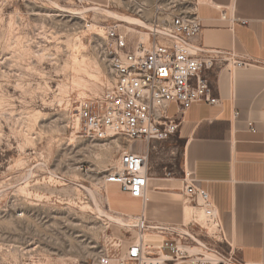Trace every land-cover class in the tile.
<instances>
[{"label": "rangeland", "instance_id": "obj_1", "mask_svg": "<svg viewBox=\"0 0 264 264\" xmlns=\"http://www.w3.org/2000/svg\"><path fill=\"white\" fill-rule=\"evenodd\" d=\"M193 3L0 0V264H97L139 241L120 187L105 182L136 145L86 137L78 108L110 85L109 28L129 50L149 47L152 31ZM169 148L158 147L153 163L175 159Z\"/></svg>", "mask_w": 264, "mask_h": 264}, {"label": "crops", "instance_id": "obj_2", "mask_svg": "<svg viewBox=\"0 0 264 264\" xmlns=\"http://www.w3.org/2000/svg\"><path fill=\"white\" fill-rule=\"evenodd\" d=\"M193 4L190 13L202 22L196 44L232 52L247 66L207 72L220 102L192 105L176 137L136 145L135 150L148 157V200L122 192L120 211L137 222L174 227L176 235L148 231L139 239L154 247L166 238L175 241L192 258L178 264L218 254L242 264H264V0H194ZM169 115L181 117L176 105L169 107ZM165 144L178 155L153 163L154 151ZM186 174L208 193L220 232L197 225L204 222L203 203L186 196Z\"/></svg>", "mask_w": 264, "mask_h": 264}, {"label": "built area", "instance_id": "obj_3", "mask_svg": "<svg viewBox=\"0 0 264 264\" xmlns=\"http://www.w3.org/2000/svg\"><path fill=\"white\" fill-rule=\"evenodd\" d=\"M152 32L153 42L149 47L139 42L136 48L129 50L128 39L118 26L108 29V38L115 41L110 61V85L102 95L82 100L78 108L86 137L94 140L121 137L132 145L144 146L166 142L179 134L183 116L192 105L220 102L214 96L207 72L218 67L247 66L246 61L236 59L232 52L206 50L197 45L202 22L194 13L175 15L167 26ZM173 104L182 118L169 115V107ZM148 168L147 155L128 150L122 154L120 166L107 175L105 182L118 185L123 193L133 198L147 201ZM186 178V196L203 203L205 221L197 225L207 232L212 229L220 232L221 224L208 193L198 187L190 174H186ZM135 227L141 234L148 231L167 237L177 234L170 225H152L142 220ZM181 236L191 237L189 233ZM138 240L126 251L117 249L102 255L97 264H178L192 259L169 238L157 247ZM193 264L242 263L229 255L218 254Z\"/></svg>", "mask_w": 264, "mask_h": 264}, {"label": "bare ground", "instance_id": "obj_4", "mask_svg": "<svg viewBox=\"0 0 264 264\" xmlns=\"http://www.w3.org/2000/svg\"><path fill=\"white\" fill-rule=\"evenodd\" d=\"M112 16H115V17H117L115 14H113V13H110ZM119 19H121V20H126V21H129L131 24H135V25H143V23L141 22V21H139V20H137V19H131V18H119ZM147 243H149L150 244V242L147 240L146 241ZM148 246V245H147Z\"/></svg>", "mask_w": 264, "mask_h": 264}]
</instances>
